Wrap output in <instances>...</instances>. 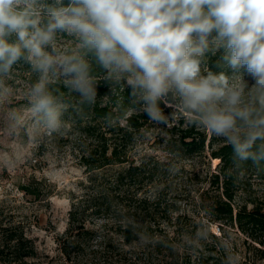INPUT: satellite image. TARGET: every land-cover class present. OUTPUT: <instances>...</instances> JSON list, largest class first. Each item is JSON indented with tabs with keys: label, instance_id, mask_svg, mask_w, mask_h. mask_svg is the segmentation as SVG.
<instances>
[{
	"label": "clouds",
	"instance_id": "9594fccd",
	"mask_svg": "<svg viewBox=\"0 0 264 264\" xmlns=\"http://www.w3.org/2000/svg\"><path fill=\"white\" fill-rule=\"evenodd\" d=\"M21 61L39 76L30 115L49 130L62 115L50 81L94 105V63L154 126L183 114L230 146L235 165L264 161V0H0V99Z\"/></svg>",
	"mask_w": 264,
	"mask_h": 264
},
{
	"label": "rangeland",
	"instance_id": "374dc122",
	"mask_svg": "<svg viewBox=\"0 0 264 264\" xmlns=\"http://www.w3.org/2000/svg\"><path fill=\"white\" fill-rule=\"evenodd\" d=\"M76 43L72 37H57L62 49H74ZM38 78L21 61L3 78L8 95L0 99V230L10 226L22 230L36 246V264H201L208 253L205 245L216 242L213 234L230 264L246 260L264 264L250 245L264 247L252 242L236 223L213 221L212 205L224 188L223 182L218 187L214 181L219 160L211 158L212 150L207 147L203 154L165 150L167 141L177 138V129L190 125L179 113L167 127L150 122L148 142L127 158L128 165H140L147 155L159 165L148 166L145 179L139 173L125 180L109 196L112 209L146 199L157 213L160 228L125 244L115 224L104 229L102 218L88 214L86 226L94 235L85 245L87 249H62L74 202H86L92 195L89 173L81 162L88 142L73 124L61 123L52 131L35 122L29 112L28 92ZM233 174L235 209L264 212V169L250 164ZM25 185H31L38 196L26 195ZM106 234L109 246L102 239Z\"/></svg>",
	"mask_w": 264,
	"mask_h": 264
},
{
	"label": "trees",
	"instance_id": "16d2710c",
	"mask_svg": "<svg viewBox=\"0 0 264 264\" xmlns=\"http://www.w3.org/2000/svg\"><path fill=\"white\" fill-rule=\"evenodd\" d=\"M215 59L212 58L210 66L214 71H220L221 69L215 67ZM92 73L100 86L96 102L91 106L82 104L80 98L75 93L68 92L60 80L49 83L50 90L62 101L63 110L60 118L62 126L73 124L80 131L81 137L88 142L82 151L81 162L88 170L90 183L88 188L92 191L88 201L74 202L62 249H87L85 245L94 235L86 226L88 214L102 218L104 229L110 224H115L125 244H132L143 234L155 232L161 224L156 220L155 209L150 208L146 199L112 209L109 201L111 192L121 187L125 180L134 179L139 173L144 174L145 179L147 176L145 169L151 164L157 167L159 161H153L154 158L145 155V160L140 165L127 164L129 153L148 142L146 135L150 129V121L129 111L127 90L122 87L106 86L103 70L94 63ZM177 131L178 133L174 134L177 138L167 141L169 146L166 151L203 154L208 147L212 150L211 158L219 160V172L213 177L218 187L223 182L224 191L212 205L215 214L213 221L231 225L236 223L239 230L252 242L264 247V212L260 209L250 212L235 209L232 203L233 172L241 166L253 164L252 161L249 160L240 166L235 165L230 146H226L213 136L208 139L207 132L194 125L179 127ZM116 167L117 169H114ZM259 167L264 169V161ZM23 191L28 196H38L31 185H25ZM212 236L216 242L205 245L208 253L204 255L201 264H230L224 252L218 250L220 247L218 237L214 234ZM102 239L109 246L108 235ZM250 247L261 254L260 259H264V249L254 244ZM37 256L35 244L18 227L10 226L0 230V264H36ZM244 264L257 262L246 260Z\"/></svg>",
	"mask_w": 264,
	"mask_h": 264
}]
</instances>
